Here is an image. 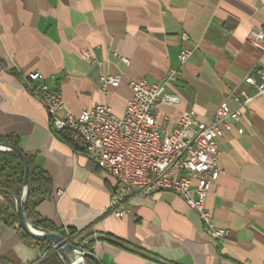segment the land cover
Segmentation results:
<instances>
[{
	"label": "crops",
	"instance_id": "obj_1",
	"mask_svg": "<svg viewBox=\"0 0 264 264\" xmlns=\"http://www.w3.org/2000/svg\"><path fill=\"white\" fill-rule=\"evenodd\" d=\"M263 26L264 0H0V140L16 137L50 179L36 214L72 231L76 243L89 235L120 243L89 242L101 264H264V93L249 109L229 96L251 92L245 75L264 68V52L247 41L251 28ZM182 31L191 55L179 66ZM173 69L179 77L166 89L181 102L158 104L163 131L172 130L183 111L207 120L223 101L241 111L220 141L219 175L204 203L213 224L228 232L219 239L169 191L135 199L123 217L112 215L113 177L86 156L77 137L59 139L24 85L26 75L38 71L73 115L98 104L122 115L130 77L158 83ZM103 75H119V85L102 90ZM43 253L0 221V264H35Z\"/></svg>",
	"mask_w": 264,
	"mask_h": 264
},
{
	"label": "built area",
	"instance_id": "obj_2",
	"mask_svg": "<svg viewBox=\"0 0 264 264\" xmlns=\"http://www.w3.org/2000/svg\"><path fill=\"white\" fill-rule=\"evenodd\" d=\"M179 39L182 46L177 61L181 66L190 57L191 49L186 46L189 41L186 32L182 31ZM247 41L264 52V26L251 28ZM79 54L91 59L85 49ZM118 58L128 64L126 58ZM178 77L179 70L174 69L158 83L130 77L131 95L122 115L115 114L105 104L73 115L65 109L61 93L44 85L38 71L28 73L24 85L40 101L47 115H53L50 127L54 133L67 132L77 137L84 145L86 156L113 177L115 185L109 204L112 215L123 217L135 199L169 191L181 196L197 213L210 237L219 239L228 232L213 224L204 203L219 175L220 141L240 120V109H249L253 100L264 93V68L257 67L245 75L244 82L252 87L251 92L241 89L238 95L233 92L229 95L240 109L230 110L227 101H223L207 120L198 119L192 110L183 111L176 126L165 132L158 123V104L181 102L178 93L166 89ZM100 82L102 90L107 86L117 87L120 76L103 75Z\"/></svg>",
	"mask_w": 264,
	"mask_h": 264
},
{
	"label": "trees",
	"instance_id": "obj_3",
	"mask_svg": "<svg viewBox=\"0 0 264 264\" xmlns=\"http://www.w3.org/2000/svg\"><path fill=\"white\" fill-rule=\"evenodd\" d=\"M56 135L64 142H72L71 136L73 135L67 132L56 133ZM0 143H5L20 149L19 141L16 137H7L0 140ZM25 157L28 164V190L26 195L25 210V217L27 221L36 229L59 232L65 235L69 241L76 244V242L73 241L74 233L72 231L65 233L36 214L35 207L50 193L51 182L49 177L35 165L34 161L30 157L27 155H25ZM23 175L24 167L21 159L13 152L0 151V196L2 197V201H0V221L8 226L16 227L18 224L14 200L9 193L11 192L15 195H19ZM17 229L25 239L32 240L30 237L25 235L20 228L17 227ZM87 237L84 236L81 241ZM36 244L43 250L44 253L43 257L35 264H65V262L62 261L55 253L49 242H36ZM90 244L91 243L86 246V251L92 253ZM84 260L85 264H97L96 261L90 257H85Z\"/></svg>",
	"mask_w": 264,
	"mask_h": 264
},
{
	"label": "water",
	"instance_id": "obj_4",
	"mask_svg": "<svg viewBox=\"0 0 264 264\" xmlns=\"http://www.w3.org/2000/svg\"><path fill=\"white\" fill-rule=\"evenodd\" d=\"M0 151H10L16 154L22 161L24 167V175L19 195L9 193L14 200L15 211L18 218V224L16 227L30 237L35 242L47 241L58 255V257L65 262V264H85V257H90L96 261L97 264H101L99 259L93 254L85 250L87 244L93 240L103 239L120 244L112 239H109L103 235H91L85 238L80 243H72L67 237L59 232L44 231L34 228L25 217L26 210V195L28 190V164L25 155L17 147L0 143ZM122 246V244H121ZM151 257L149 255H146Z\"/></svg>",
	"mask_w": 264,
	"mask_h": 264
},
{
	"label": "bare ground",
	"instance_id": "obj_5",
	"mask_svg": "<svg viewBox=\"0 0 264 264\" xmlns=\"http://www.w3.org/2000/svg\"><path fill=\"white\" fill-rule=\"evenodd\" d=\"M49 124H53V115H48Z\"/></svg>",
	"mask_w": 264,
	"mask_h": 264
},
{
	"label": "rangeland",
	"instance_id": "obj_6",
	"mask_svg": "<svg viewBox=\"0 0 264 264\" xmlns=\"http://www.w3.org/2000/svg\"><path fill=\"white\" fill-rule=\"evenodd\" d=\"M1 197V196H0ZM85 250H86V248H85Z\"/></svg>",
	"mask_w": 264,
	"mask_h": 264
}]
</instances>
